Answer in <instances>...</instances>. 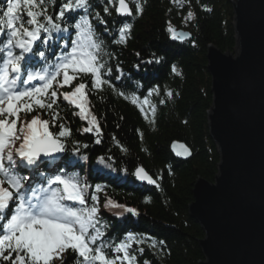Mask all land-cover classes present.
<instances>
[{
	"label": "trees",
	"instance_id": "16d2710c",
	"mask_svg": "<svg viewBox=\"0 0 264 264\" xmlns=\"http://www.w3.org/2000/svg\"><path fill=\"white\" fill-rule=\"evenodd\" d=\"M129 1L133 14L127 18L118 15L116 0H89L87 12L79 10L61 22L69 29L64 34L66 41L75 40L78 30L74 23L79 22L80 15H86L95 38L103 41V60L107 61L106 68L112 69L111 75L105 71L104 79L112 86L106 84L95 90L87 76L74 81L88 85L89 109L97 117L100 135L85 132L88 121L61 97L58 107L54 106L61 119L55 127L50 124V130L58 131L61 123L71 130L65 155L42 161L38 171L28 166L19 174L31 177V184H39L45 181L39 171L50 176L65 170L91 185L88 204L93 203L91 195L99 197L97 227L104 233L106 245H111L106 249L110 256H122L114 248L127 242L136 264H199L205 259L201 239L206 231L191 212L194 189L201 178L215 180L221 161L209 118L214 91L208 53L210 45L235 53V0ZM62 2L46 0L48 14L58 16ZM0 7L6 10V0H0ZM190 12L194 18H189ZM21 15L27 19L23 8ZM125 25H131L125 42L117 43ZM169 28L189 35L174 39ZM120 92L124 95H118ZM168 92L173 95L168 97ZM145 99L150 104L144 103ZM37 111L42 119H50L47 112ZM31 115L22 114L21 119H30ZM176 139L191 147L190 158L180 159L173 153L171 145ZM139 165L158 185L136 179ZM97 185L102 189L99 193L95 191ZM108 200L133 208L138 215L105 208ZM129 234L133 240L128 239ZM72 255L71 251L65 253V264H72Z\"/></svg>",
	"mask_w": 264,
	"mask_h": 264
},
{
	"label": "snow or ice",
	"instance_id": "6c2138e0",
	"mask_svg": "<svg viewBox=\"0 0 264 264\" xmlns=\"http://www.w3.org/2000/svg\"><path fill=\"white\" fill-rule=\"evenodd\" d=\"M118 4V12L132 15L126 0H118ZM89 6V0H63L55 18L48 14L46 0H6V10L0 7V264H65V253L69 251L73 254L72 264H136V256L129 252L130 243L115 246V253H123L122 256L113 257L106 251L111 245H106L102 239L104 233L97 227L99 197L91 195L93 203L89 206L91 185L85 180L59 170L50 176L41 173L46 186L33 187L31 177L19 174L28 166L38 171L43 158L66 151L71 130L63 123L59 124L58 131L50 130V124L55 127L61 119L54 107H58L61 97L79 109L77 115L81 119L88 121L90 126L85 132L100 135L97 117L89 109L85 91L88 85L74 83L87 76L95 90H101L106 84L112 86L104 79L105 71L111 75L112 69L106 68L107 61L103 60V41L95 38L88 17L79 16V22L74 23L78 30L76 39L64 44L65 51L56 57L55 63H49L46 50L36 47L38 41L48 43L41 39L42 33L51 39L53 32H68V27L61 22L79 10L87 12ZM136 7L142 11L139 3ZM22 8L27 19L21 15ZM188 15L194 18L191 12ZM130 28L131 25H125L117 43L125 42ZM173 38L183 37L173 31ZM37 57L43 66L29 70ZM173 71L177 70L173 68ZM65 87L71 91L61 92ZM167 95L171 97L173 93ZM136 102L134 99L133 103ZM144 103L150 104V101L145 99ZM37 110L47 112L50 119H42ZM33 112L37 114L31 115ZM22 114L31 118L22 120ZM179 147L187 152L183 145ZM136 176L156 183L142 168ZM95 191L99 193L102 189L97 185ZM77 204L81 207H76ZM104 207L138 215L135 209L111 200ZM128 239L134 237L129 234Z\"/></svg>",
	"mask_w": 264,
	"mask_h": 264
},
{
	"label": "water",
	"instance_id": "95a60500",
	"mask_svg": "<svg viewBox=\"0 0 264 264\" xmlns=\"http://www.w3.org/2000/svg\"><path fill=\"white\" fill-rule=\"evenodd\" d=\"M234 8L235 53L214 45L208 53L214 91L209 118L221 161L215 180L201 178L194 189L191 212L206 231L199 264H264V0H235ZM171 146L180 159L192 156L185 141L176 139ZM141 168L156 183L135 173L136 179L158 185L142 165L136 172Z\"/></svg>",
	"mask_w": 264,
	"mask_h": 264
}]
</instances>
